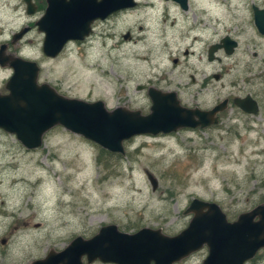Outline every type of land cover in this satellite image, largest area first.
I'll list each match as a JSON object with an SVG mask.
<instances>
[{
	"label": "rangeland",
	"instance_id": "obj_1",
	"mask_svg": "<svg viewBox=\"0 0 264 264\" xmlns=\"http://www.w3.org/2000/svg\"><path fill=\"white\" fill-rule=\"evenodd\" d=\"M136 1L54 59L44 58L42 43L27 47L39 82L65 97L102 101L107 110L146 115L153 87L200 109L250 95L258 113L231 104L217 125L135 136L123 143L124 154L61 126L27 150L0 129V264H30L107 224L176 235L192 217L185 210L193 199L216 203L228 221L264 203V36L252 11L264 9V0H189L186 11L172 1ZM225 36L238 44L233 54L219 50L209 61L208 48ZM7 76L0 70V88ZM206 256L204 246L178 264H202ZM246 264H264V249Z\"/></svg>",
	"mask_w": 264,
	"mask_h": 264
},
{
	"label": "water",
	"instance_id": "obj_2",
	"mask_svg": "<svg viewBox=\"0 0 264 264\" xmlns=\"http://www.w3.org/2000/svg\"><path fill=\"white\" fill-rule=\"evenodd\" d=\"M172 1L187 10V0ZM136 4L135 0H50L46 18L60 14L62 22L55 34L46 30L42 54L57 57L69 40L82 41L90 34L89 24L94 19L104 20ZM252 10L254 25L264 36V9L254 6ZM129 38L124 35V39ZM236 46V41L225 36L209 47L208 60H214V54L221 49L231 55ZM4 49L0 47V66H10L13 73L5 85L7 93L0 94V129L13 134L27 150L41 147L44 134L61 126L111 153L124 154L123 143L135 136L216 125L217 115L227 106L225 99L208 110L189 108L181 104L176 92L149 87L148 114L126 107L107 110L102 101L65 97L51 85L38 83V64L20 57L3 58ZM233 103L246 114L258 113V104L250 95L235 97ZM146 175L155 190L156 179L149 172ZM185 213L192 214L187 227L173 236L151 228L129 234L119 231L116 225H104L90 238L77 236L63 249L49 250L30 264H82L83 256L88 263L178 264L204 246L207 256L202 264H246L264 249V203L233 221H228L216 203L200 199H193Z\"/></svg>",
	"mask_w": 264,
	"mask_h": 264
},
{
	"label": "flooded vegetation",
	"instance_id": "obj_3",
	"mask_svg": "<svg viewBox=\"0 0 264 264\" xmlns=\"http://www.w3.org/2000/svg\"><path fill=\"white\" fill-rule=\"evenodd\" d=\"M49 1L50 0H0V47L1 46L5 47V49L3 50V58L7 59L9 56H12V57H20L26 60L34 61L32 60V57H30L29 54H25L24 50L27 47L33 49V43H44V40L46 37V30L50 33L55 34L56 29L59 28L58 26H60V23L62 22V16L60 14L59 15L54 14L46 18V9H47ZM97 1H101V0H97ZM165 1H172V0H165ZM174 3L177 4V2H174ZM178 6L181 10H183L180 7V5ZM187 6L189 7V0H187ZM124 11L126 10L112 13L108 17H106L104 20H101L100 18L94 19L89 24V27L91 29L90 33L92 34L93 27L95 26V24L99 23L100 21H106L110 18H113L117 16L119 13L124 12ZM183 11H186V10H183ZM128 35L130 37V34ZM90 37L91 36L89 35L88 37H85L82 41L69 40L67 43L71 41H77L80 43L86 42ZM44 58H47V57L44 56ZM48 59H51V58H48ZM174 62H176V60ZM0 70H5L8 72V76L2 81L3 86L0 88V94H6L7 90L5 89V85H6V82L9 80V78L11 77L13 73V69L10 66L5 65V66H0ZM214 78L218 79L219 75H215ZM38 83H40L39 80H38ZM207 83L208 82H206V84ZM139 87L141 88L140 90L144 88L143 86H138V90H139ZM237 97H240V96H237ZM234 98L235 97H232V98L226 97L223 99V100L225 99L227 100V106L225 110H227L229 105L231 104L234 105L233 103ZM193 107H196V106H193ZM193 107H190V108H193ZM221 113L217 115L218 122H219V115ZM125 233L131 234V232H125ZM81 262L82 264H114V263H104V262H101L100 260H95L91 263H88L86 256H83L81 258Z\"/></svg>",
	"mask_w": 264,
	"mask_h": 264
},
{
	"label": "bare ground",
	"instance_id": "obj_4",
	"mask_svg": "<svg viewBox=\"0 0 264 264\" xmlns=\"http://www.w3.org/2000/svg\"><path fill=\"white\" fill-rule=\"evenodd\" d=\"M233 2V1H232ZM195 40H198V38L197 39H195ZM193 46V45H192Z\"/></svg>",
	"mask_w": 264,
	"mask_h": 264
}]
</instances>
